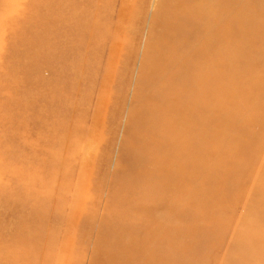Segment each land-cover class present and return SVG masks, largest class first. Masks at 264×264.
I'll use <instances>...</instances> for the list:
<instances>
[{"label":"rangeland","instance_id":"1","mask_svg":"<svg viewBox=\"0 0 264 264\" xmlns=\"http://www.w3.org/2000/svg\"><path fill=\"white\" fill-rule=\"evenodd\" d=\"M160 1L0 0V264H156L154 257H138L134 247L135 237L149 241L152 212L188 225L209 221L202 212L211 211V222L225 227L244 220L248 191L224 174L237 177L227 145L248 136L212 134L221 129L222 111L209 92L195 93L201 99L198 125L167 133L173 140L188 136L178 160L194 169L188 188L208 187L210 201L184 207L188 194L168 189L164 180L125 175L133 168L129 160L158 156L134 131L142 120L144 128L164 130L148 96L156 84L162 92L174 86L151 64L155 53L148 46L163 39L159 16L178 5ZM182 40L165 50L174 60L171 70L191 50L176 48ZM220 83L225 85L202 87ZM257 126L254 132L264 130ZM259 142L251 144L264 155ZM261 164L260 157L256 166ZM140 190L145 193L133 197ZM224 212L231 218L221 221Z\"/></svg>","mask_w":264,"mask_h":264},{"label":"bare ground","instance_id":"2","mask_svg":"<svg viewBox=\"0 0 264 264\" xmlns=\"http://www.w3.org/2000/svg\"><path fill=\"white\" fill-rule=\"evenodd\" d=\"M174 1L178 5L167 15L159 16L163 18V39L158 42L153 39L155 42L148 44L155 53L151 64L162 75L169 76L168 80L173 79L174 84L167 92H162V85L156 84L157 91L154 87L156 92L148 96L153 107H157L159 126L164 130L153 132L150 127L144 128L146 121L142 120V126L138 125L134 131L138 141L159 153L156 157L154 154L147 156L148 160H129L133 168L125 175L132 177L135 172L141 180L153 183L164 180L168 189L178 188L188 194L190 201L184 207L210 201L208 187L188 188L195 178L192 174L194 169L189 161L178 160L182 145L188 143V136L173 140L168 134L178 125H198L201 99L197 95L209 92L206 96L213 99L217 110L222 111L217 114L221 129L213 130L212 134L234 136L236 132H244L248 136L245 142L234 140L235 146L233 143L227 145L231 157H236L232 166L237 168V177L224 174L228 180L229 177L237 179L235 187L241 186L239 190L248 191L242 197L247 198L243 203L245 211L242 215L245 216L239 226L225 227L229 224L211 222L212 211L202 212L205 216L210 214L209 221L199 219L189 225L176 219L162 220L156 212H152L149 241L141 240L145 237L143 235L135 237L134 247L138 250V257L140 255L144 260L154 257L156 264H264V155L260 147L251 144L252 141L264 142V130H252L254 126L264 124V102H260V99L264 101V94L253 93L264 89V0H238L234 4L228 0ZM181 38L183 40L176 48L190 47L191 50L182 52L180 63L171 70L173 57L165 50ZM219 57L222 59L219 60ZM235 77L237 80L234 82L225 81ZM215 82H225V85L220 83L219 88H216L217 84L215 88L202 87ZM162 107L164 110L159 109ZM228 116H238L239 122H231ZM248 139L252 141L246 143ZM247 144L252 148H248ZM216 151V148L212 150L213 153ZM248 152H252L253 157ZM241 156L248 159L246 164L242 163L245 159ZM260 157L262 164L259 167L256 161ZM138 176L133 178L138 181ZM140 191L142 193H135L133 197L145 193ZM217 194L214 193L215 197ZM238 195L232 197L235 199ZM178 203L182 205L180 201ZM211 208L214 211L218 209ZM135 212L142 215L145 209L137 208ZM230 214L224 212L220 220L231 218ZM179 254L182 258H178Z\"/></svg>","mask_w":264,"mask_h":264}]
</instances>
